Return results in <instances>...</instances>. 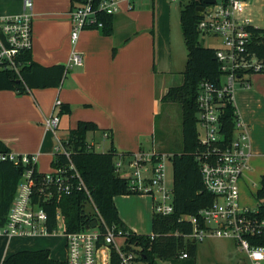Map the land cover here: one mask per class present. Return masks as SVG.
<instances>
[{
    "label": "built area",
    "instance_id": "2783aa9c",
    "mask_svg": "<svg viewBox=\"0 0 264 264\" xmlns=\"http://www.w3.org/2000/svg\"><path fill=\"white\" fill-rule=\"evenodd\" d=\"M122 1L84 0L73 7L70 11L72 45L76 46L81 32L101 29L103 21L99 16L117 14ZM22 4L23 12L20 14H0V71L14 72L18 76L24 67L20 53L32 47L33 1L23 0ZM249 4V0H215L213 5L206 6L211 11L204 12L197 25L202 36L213 37L220 42L215 48L222 72L220 85L200 84L196 112L199 142L205 147L196 159L200 163L204 187L216 200L212 206L201 210L199 216H184L182 219L193 226L187 240L202 243L209 238L228 239L245 253L247 264H264V246H253L250 241V238L264 234V216L260 215L264 197L252 194L255 200L253 207L241 199L240 185L250 168L252 151L249 126L238 114L234 101L238 86H249L251 76L264 70L262 59L251 50L253 33L250 28L257 27L247 14ZM83 64V56L74 50L66 67L71 70ZM229 103L234 106L235 127L233 138L227 142L222 133V118ZM60 104L57 100L55 108ZM60 123L61 117L56 112L44 120V126L54 133ZM104 138H107V133ZM62 140L55 147L54 157L63 154L70 159V150ZM167 157L163 155L154 162L151 153L139 151L133 156L121 154L115 162L116 172L128 181L130 189L152 196L154 214L164 216L174 209L173 191L167 187ZM37 158V154L0 152V161L28 166L6 221L0 225V235L20 238L56 236L57 229L49 231L48 213L36 197H43L46 202L54 195L53 191L66 195L83 191L89 200L92 222L96 221L97 226L65 232L61 224L62 232L58 236L64 239L67 264H111L112 249L119 254L121 264H136L137 254L123 249L126 238L123 230L106 222L75 165L52 167L51 172L41 173L44 176L38 183L40 179L34 176ZM187 257L186 252L181 254V258Z\"/></svg>",
    "mask_w": 264,
    "mask_h": 264
},
{
    "label": "crops",
    "instance_id": "0c3cea01",
    "mask_svg": "<svg viewBox=\"0 0 264 264\" xmlns=\"http://www.w3.org/2000/svg\"><path fill=\"white\" fill-rule=\"evenodd\" d=\"M32 1L33 61L41 66L66 65L76 50L83 56L84 64L73 68L60 88L34 89L31 94L23 96L10 90L0 91V140L18 154H37V171L44 174L52 170L59 140L67 138L69 131L80 121L93 122L100 129L87 136L96 151L101 145L110 144L104 138L105 132H109L119 153H138L142 144L153 139L156 118L162 109V94L167 92L169 80L175 75L173 57L168 66L160 61V51L156 66L155 31L152 30L155 19L153 12L143 5L150 2L123 0L120 11L115 14L113 35L85 30L73 46L70 37L71 1ZM249 2L247 14L255 27L264 29V0ZM171 3L177 1L171 0ZM22 12L23 4L16 12L0 14ZM116 45L119 48L113 56ZM57 100L68 104L71 113L61 115L60 126L54 133L44 126V120L55 113ZM234 101L238 114L250 129L252 156L243 183L246 185L250 178H258L261 182L264 175V73L251 76L249 86H238ZM249 183L256 185L254 181ZM139 195L143 198L146 194ZM121 197L114 199L120 218L130 230L140 234L136 228L148 220L152 223L153 203L149 208H140L135 222L126 213L128 207ZM50 237L54 236L20 238L0 235V264L20 251L49 250L45 239ZM50 256L58 259L51 255V251ZM235 257L230 255L231 259L235 260ZM58 260H66V251L65 258Z\"/></svg>",
    "mask_w": 264,
    "mask_h": 264
},
{
    "label": "trees",
    "instance_id": "16d2710c",
    "mask_svg": "<svg viewBox=\"0 0 264 264\" xmlns=\"http://www.w3.org/2000/svg\"><path fill=\"white\" fill-rule=\"evenodd\" d=\"M70 1L71 9L84 2V0ZM203 2L204 0H189L181 9V28L187 49V61L182 73L183 81L180 85L170 88L162 98V104L166 101L177 103L181 108L182 149L156 150L154 145L152 149H147L144 144L140 148L142 153L150 152L154 162L163 155L168 156L173 171V212L165 216L153 214L151 234H137L125 225L119 216L114 199L117 196L139 195V193L133 192L128 181L116 172L115 162L121 153L113 145L111 133L105 132L110 143L106 152H98L94 149V145L88 143V134L100 130L93 122L80 121L75 129L69 131L68 137L62 140V144L70 150V159L60 154L52 161L54 168L67 167L71 163L75 165L106 222L123 230L126 235L123 249L137 254L136 264H197V243L186 238L192 233L193 226L182 218L199 216L201 210L209 208L216 200L215 196L207 192L204 187L200 163L196 159V155L205 150L199 142L196 120L199 86L203 82L219 86L222 74L215 56V48L204 47L199 42L201 34L197 25L200 18L196 16V8L203 5ZM99 18L103 21V27L98 31L102 35H113L115 15L102 14ZM250 30L253 33L251 50L262 59L264 64V29L250 28ZM118 48V45L114 46L113 56L116 55ZM20 58L24 63L21 76L10 71H0V91L10 90L23 96L31 94L34 89L60 88L71 72L64 64L41 66L35 63L32 59V47L22 50ZM261 73H264V70ZM55 109L60 117L71 113L68 104L61 103ZM162 112L161 109L160 115ZM157 118L155 134H157ZM222 121V133L227 142H230L235 127L232 103L227 105ZM9 151L11 150L0 140V152ZM122 155L133 156V153H122ZM27 168L26 165H15L8 160L0 161V225H4L6 221L18 185ZM36 169L34 176L40 179L38 183H41L44 175L37 173ZM260 183L261 188L257 192L259 198L264 197V175ZM53 194L46 202L43 197H36V201H39L40 206L48 213L50 232L57 229L58 219L65 232L80 231L91 224L93 216L88 207L89 200L83 191H74L69 195L53 191ZM260 215L264 216V208H261ZM250 241L253 246H264V234L252 237ZM184 252L187 253V258H181ZM1 264H67V262L52 258L48 249H40L17 252L8 256ZM111 264H121L120 256L115 249H112Z\"/></svg>",
    "mask_w": 264,
    "mask_h": 264
},
{
    "label": "rangeland",
    "instance_id": "374dc122",
    "mask_svg": "<svg viewBox=\"0 0 264 264\" xmlns=\"http://www.w3.org/2000/svg\"><path fill=\"white\" fill-rule=\"evenodd\" d=\"M143 1L150 2V4L143 5L153 12L155 19V28L152 30L155 31L156 66L159 51L161 55L160 61L162 63L170 66L171 57L174 60L175 75L169 80L168 85L170 89L173 86L180 85L183 81L182 73L184 72L187 61V49L181 28L180 11L183 5L189 0H179L176 4L171 3V0ZM22 2L23 0H0V13L16 12L20 9ZM137 8L140 9V6H137ZM199 42L204 47L210 48H217L220 45L218 39L202 35L199 38ZM168 90L162 94L163 97L168 93ZM162 110V114L157 118V134H154L153 139H148L144 145L147 149H152L154 145L156 150H168L171 148L172 151H180L182 149L181 108L177 103H168L166 101L162 104ZM87 141L88 143L92 142L89 138H87ZM108 147L109 144L106 143L101 145L100 148H97V150L106 152ZM165 169L167 174V187L172 189L173 171L168 157L165 161ZM262 171L264 172V162L262 164ZM250 181H254L256 185H250ZM243 182V186L240 185L242 202L253 207L255 200H253L252 194L256 195L260 190V180L258 178H250L246 185ZM146 195H143V198L141 195H123L121 197L128 207L125 208L126 213L135 222L138 220L137 215L140 208H149L151 203H153L152 196ZM61 226V221H59L56 236L45 239L51 255L58 259L65 258L64 239L58 236L62 232ZM136 229L140 234H149L152 231V223L148 220ZM117 241L120 242V239H117ZM197 247V264L247 263L245 253L240 251L228 239L209 238L202 243H197ZM230 255H235V260L231 259Z\"/></svg>",
    "mask_w": 264,
    "mask_h": 264
},
{
    "label": "water",
    "instance_id": "95a60500",
    "mask_svg": "<svg viewBox=\"0 0 264 264\" xmlns=\"http://www.w3.org/2000/svg\"><path fill=\"white\" fill-rule=\"evenodd\" d=\"M215 3V0H204L203 5H200L196 8V16L198 18H202L204 16V12H210L211 8H206V6H211ZM97 226V222L93 221L91 222L90 226L87 228H95ZM240 264H245L244 262H241Z\"/></svg>",
    "mask_w": 264,
    "mask_h": 264
}]
</instances>
